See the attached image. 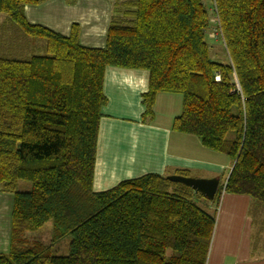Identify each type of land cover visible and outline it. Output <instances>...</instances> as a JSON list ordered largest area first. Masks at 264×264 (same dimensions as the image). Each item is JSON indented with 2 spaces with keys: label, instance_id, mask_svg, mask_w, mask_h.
<instances>
[{
  "label": "trees",
  "instance_id": "obj_1",
  "mask_svg": "<svg viewBox=\"0 0 264 264\" xmlns=\"http://www.w3.org/2000/svg\"><path fill=\"white\" fill-rule=\"evenodd\" d=\"M45 1L0 0V193L13 195L0 264H206L216 211L200 194L157 174L92 190L107 67L148 72L144 124L159 93L181 96L172 131L232 162L210 202L250 198V255L263 258L264 0H212L224 64L203 0H113L101 49L81 46L77 25L64 37L29 24L24 6ZM49 221L52 245L71 236L66 257L25 237Z\"/></svg>",
  "mask_w": 264,
  "mask_h": 264
},
{
  "label": "crops",
  "instance_id": "obj_2",
  "mask_svg": "<svg viewBox=\"0 0 264 264\" xmlns=\"http://www.w3.org/2000/svg\"><path fill=\"white\" fill-rule=\"evenodd\" d=\"M112 4L113 0H76L73 4L46 0L39 5L24 6L23 13L29 24L64 37L69 35L72 25H77L80 45L101 49ZM147 87L145 70L105 69L103 94L107 104L99 122L92 190L104 192L143 175L169 176L176 171H188L195 179H217L218 187L224 184L232 162L204 149L195 137L171 129L173 120L181 113L180 95L159 93L152 121L141 122L144 112L141 97ZM200 196L197 199L207 212H215L211 202ZM12 203L13 195L0 193V253L9 250ZM249 204L247 196L222 193L206 264H264V257L250 255Z\"/></svg>",
  "mask_w": 264,
  "mask_h": 264
},
{
  "label": "rangeland",
  "instance_id": "obj_3",
  "mask_svg": "<svg viewBox=\"0 0 264 264\" xmlns=\"http://www.w3.org/2000/svg\"><path fill=\"white\" fill-rule=\"evenodd\" d=\"M203 3L205 7L210 10L211 13V21H214V12L212 10V2L211 0H203ZM214 24L212 23V28L210 29V33L208 32L206 34V42L209 47V55L210 59L217 63L224 64L226 62V56L224 53V47L222 46V41L220 39H216L213 34ZM223 156V155H222ZM224 158H227L223 156ZM18 190H29L30 185L27 182L20 181L18 183ZM199 198V197H198ZM195 203L202 209L206 210V208L201 205L200 201L195 198ZM208 202V200H207ZM219 206V205H218ZM216 212L218 208H215ZM207 211V210H206ZM215 211V210H214ZM52 230H53V224L51 221L47 222L43 227H41L39 230L35 232H28L25 234V237L28 240H35L40 243H42L45 246H51L50 252L52 256L56 257H66L68 255V247L71 242V236H66L59 242L52 245Z\"/></svg>",
  "mask_w": 264,
  "mask_h": 264
},
{
  "label": "water",
  "instance_id": "obj_4",
  "mask_svg": "<svg viewBox=\"0 0 264 264\" xmlns=\"http://www.w3.org/2000/svg\"><path fill=\"white\" fill-rule=\"evenodd\" d=\"M167 180L173 183L182 184L194 192L202 195L208 201H212L218 189L217 179H195L191 177H182L178 175H169Z\"/></svg>",
  "mask_w": 264,
  "mask_h": 264
},
{
  "label": "built area",
  "instance_id": "obj_5",
  "mask_svg": "<svg viewBox=\"0 0 264 264\" xmlns=\"http://www.w3.org/2000/svg\"><path fill=\"white\" fill-rule=\"evenodd\" d=\"M211 2H212V0H211ZM213 11H215V9H214V3H213ZM212 23H214L215 24V27H214V29H213V36L214 35H216V36H218V34H220V31H219V29H218V21H217V19H216V17L214 18V21L212 22ZM237 90H238V87H237ZM234 91H232V93H233Z\"/></svg>",
  "mask_w": 264,
  "mask_h": 264
}]
</instances>
